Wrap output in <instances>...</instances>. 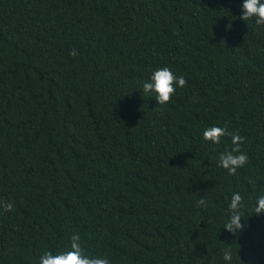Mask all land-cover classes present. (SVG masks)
Masks as SVG:
<instances>
[{
  "label": "trees",
  "instance_id": "obj_1",
  "mask_svg": "<svg viewBox=\"0 0 264 264\" xmlns=\"http://www.w3.org/2000/svg\"><path fill=\"white\" fill-rule=\"evenodd\" d=\"M241 0H0V264H264V27ZM75 50V55H70ZM167 65L165 104L140 89ZM236 132L248 160L202 139ZM242 228H223L233 192ZM203 198L204 205L197 201Z\"/></svg>",
  "mask_w": 264,
  "mask_h": 264
},
{
  "label": "clouds",
  "instance_id": "obj_2",
  "mask_svg": "<svg viewBox=\"0 0 264 264\" xmlns=\"http://www.w3.org/2000/svg\"><path fill=\"white\" fill-rule=\"evenodd\" d=\"M242 20H252L257 26L264 27V0H241L240 4ZM75 55V50L69 53ZM186 84L183 75H176L167 65L157 67L151 71L148 78L140 82V89L145 95L151 96L156 104L165 105L176 94L178 88ZM202 139L213 145L221 143L222 138L229 136L231 138L232 148L219 153L218 166L225 169L227 173L234 174L237 169L244 167L248 157L246 153L240 151L243 141L236 132H229L226 127L217 124H211L201 130ZM197 203L204 205V199L200 198ZM243 197L239 191L233 192L228 205L229 215L223 228L229 233H238L241 228V219L239 209L243 207ZM13 205L11 202L0 201V210L10 211ZM253 213H264V194L256 197ZM220 259L224 264H232L233 256L230 248H225ZM38 264H109L105 256H91L84 253L78 234L70 237L68 250L57 252L55 254L44 251L38 258Z\"/></svg>",
  "mask_w": 264,
  "mask_h": 264
}]
</instances>
